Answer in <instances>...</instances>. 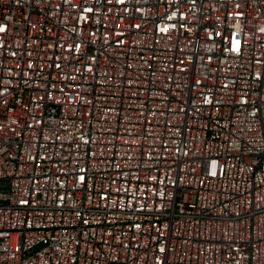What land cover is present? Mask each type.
Here are the masks:
<instances>
[{"label": "built area", "instance_id": "1", "mask_svg": "<svg viewBox=\"0 0 264 264\" xmlns=\"http://www.w3.org/2000/svg\"><path fill=\"white\" fill-rule=\"evenodd\" d=\"M0 264H264V0H0Z\"/></svg>", "mask_w": 264, "mask_h": 264}]
</instances>
